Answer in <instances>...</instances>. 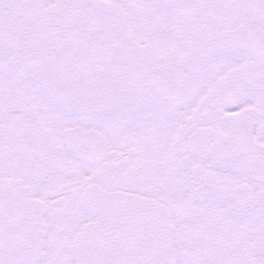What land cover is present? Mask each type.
I'll return each mask as SVG.
<instances>
[{
    "label": "snow or ice",
    "instance_id": "obj_1",
    "mask_svg": "<svg viewBox=\"0 0 264 264\" xmlns=\"http://www.w3.org/2000/svg\"><path fill=\"white\" fill-rule=\"evenodd\" d=\"M0 264H264V0H0Z\"/></svg>",
    "mask_w": 264,
    "mask_h": 264
}]
</instances>
